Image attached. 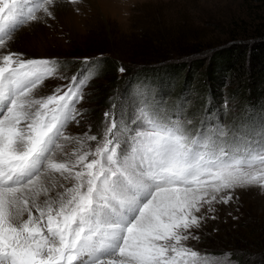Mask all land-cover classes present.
Returning <instances> with one entry per match:
<instances>
[{"label": "snow or ice", "instance_id": "obj_1", "mask_svg": "<svg viewBox=\"0 0 264 264\" xmlns=\"http://www.w3.org/2000/svg\"><path fill=\"white\" fill-rule=\"evenodd\" d=\"M56 4L0 0V264H211L186 242L232 199L221 193L264 191V124L193 132L142 96L105 112L101 136L69 134L93 72L43 95L57 62L9 47Z\"/></svg>", "mask_w": 264, "mask_h": 264}, {"label": "rangeland", "instance_id": "obj_2", "mask_svg": "<svg viewBox=\"0 0 264 264\" xmlns=\"http://www.w3.org/2000/svg\"><path fill=\"white\" fill-rule=\"evenodd\" d=\"M263 7L260 0H57L54 19L29 22L14 34L9 47L24 59L62 58L57 76L41 86L40 94L47 95L55 87L68 85L80 64L81 58L75 57L109 52L121 61L139 59L142 54L155 50L159 37L166 36L168 43L178 48L208 46L202 59L204 63L210 62L213 52L231 45L230 34L251 29L253 18L264 15ZM70 14L75 17L64 20ZM150 38L155 42H146ZM65 61H69V65H65ZM192 65L186 71L187 80L183 74L174 95L196 90L197 83L206 78L205 72L194 71ZM205 69L206 65L203 71ZM196 72H199L196 80L195 76L189 78ZM172 79L170 77L168 84L163 85L164 91L171 87ZM94 90L95 86L91 85L83 91V100L77 105L80 122L69 125V134L82 135L91 129L89 134L102 135L105 124L100 128L99 114L90 111L94 105ZM124 101L122 99L118 105L121 107ZM193 105V100L186 101L189 113H193ZM112 106L105 112L112 111ZM221 107L222 116L219 117V110L212 108L202 122L215 115L230 134H250L254 127L264 124V102H258L252 107V114L243 118H237L238 101L226 98ZM197 129L200 128L194 131ZM221 195H231L232 199L228 203H214L215 212L207 214L202 227L195 231L199 239H190L186 244L215 258L211 259V264H254L257 252L264 254V191L258 187H238Z\"/></svg>", "mask_w": 264, "mask_h": 264}, {"label": "trees", "instance_id": "obj_3", "mask_svg": "<svg viewBox=\"0 0 264 264\" xmlns=\"http://www.w3.org/2000/svg\"><path fill=\"white\" fill-rule=\"evenodd\" d=\"M260 1L264 3V0ZM261 10L264 12V7ZM253 23L249 31L230 34L228 40L232 42L231 45L213 52L211 61L206 60L205 63L202 57L206 55L208 46L173 47L166 36L164 39H156L158 45L156 44L155 50L142 54L139 59L121 61L109 52L75 57L81 60L90 58L100 68L99 80L92 84L95 86V94L92 98L94 105L90 109L92 113L99 114L100 128L104 125L105 110L111 108L113 103L116 104V113L120 115L121 107L118 104L122 99L126 100L145 91L154 94L151 97L153 103H158V96L161 95L172 96V103L193 100V113L190 114L194 119L205 115L212 108L219 110L222 116L221 104L226 98L238 101L237 118L251 115L252 107L258 102H264V15L253 18ZM149 41L155 42V39L150 38L146 42ZM191 65L194 71L199 69L200 73L205 72L206 78H202L205 84L201 80L197 83L196 90H186L185 93L174 95L181 85L183 74H186L187 80L186 71ZM205 65L207 69L203 71ZM121 68L125 71L121 72ZM175 71L177 73L174 74ZM198 73H191L189 78L193 79L195 76L196 80ZM170 77L173 78L170 80L171 87L164 91L163 85L168 84ZM197 93L199 96H195ZM257 253L254 264H264V254L259 251Z\"/></svg>", "mask_w": 264, "mask_h": 264}, {"label": "bare ground", "instance_id": "obj_4", "mask_svg": "<svg viewBox=\"0 0 264 264\" xmlns=\"http://www.w3.org/2000/svg\"><path fill=\"white\" fill-rule=\"evenodd\" d=\"M64 11V10H63ZM73 17H75V16H73V15H71L70 14V16H68V17H66L64 20H67V19H69V18H73ZM69 25V24H68ZM73 26V25H72Z\"/></svg>", "mask_w": 264, "mask_h": 264}]
</instances>
